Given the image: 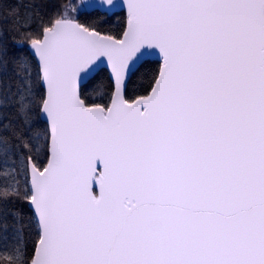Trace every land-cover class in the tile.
<instances>
[{"label":"snow or ice","instance_id":"6c2138e0","mask_svg":"<svg viewBox=\"0 0 264 264\" xmlns=\"http://www.w3.org/2000/svg\"><path fill=\"white\" fill-rule=\"evenodd\" d=\"M89 6L0 0V264H264V0Z\"/></svg>","mask_w":264,"mask_h":264},{"label":"trees","instance_id":"16d2710c","mask_svg":"<svg viewBox=\"0 0 264 264\" xmlns=\"http://www.w3.org/2000/svg\"><path fill=\"white\" fill-rule=\"evenodd\" d=\"M17 0H8L9 6L12 4H15ZM27 2V0H25ZM41 4L45 6L47 11H54L53 8L48 7L49 4H55L58 6H63L65 4H68L71 2L72 4L76 5L78 7V11L73 12V16L80 22L84 23L85 26L95 21L97 23V30L100 31L102 34L106 35H115L118 38H121L122 31L124 30V11H118L116 12V15L110 16L109 14L107 16H104L102 11L94 10V11H87L84 7H81L82 2L81 0H40ZM25 54H27V50H25ZM152 61V67L156 68L158 67L159 60H151ZM11 65H9V71L7 76L4 77L5 81L7 83H11L14 77L11 73ZM35 60L33 58V71H32V79L33 81L36 80V74H35ZM108 70L103 68L102 71H100L94 78H92L88 82V88L87 91L90 94V96L93 97V102L97 103H107L109 99L110 89L108 87L109 84V75ZM143 72V69L141 70ZM140 74H137V78H139ZM134 78V79H137ZM103 92L104 97L103 100H101L98 96H95V93ZM36 92L38 95L43 94V88L38 87L36 88ZM133 94H142V93H133ZM43 126V124L41 125ZM46 163V161H45ZM17 172H19V165L17 166ZM17 179L23 180L24 177L17 175ZM5 182H7L4 178V175H2V178L0 177V186H2ZM16 208H22L25 213V227L24 231L22 233V243L26 246L27 251L31 253L33 251V243L35 240V236L33 234V229L31 226L27 225V216L30 214V209L28 208L27 204L21 205L20 203L15 204ZM3 241L0 240V246H2Z\"/></svg>","mask_w":264,"mask_h":264},{"label":"water","instance_id":"95a60500","mask_svg":"<svg viewBox=\"0 0 264 264\" xmlns=\"http://www.w3.org/2000/svg\"><path fill=\"white\" fill-rule=\"evenodd\" d=\"M81 2H82V4H88V5H91V4H93V3H95L96 2V0H81ZM125 2H126V0H125ZM85 8V10H87V11H94V10H97V9H95V8H93V7H91V6H89V7H84ZM115 13L116 12H118V11H124L122 8H116V9H114L113 10ZM109 15L110 16H112V14L111 13H109ZM77 20V19H76ZM77 22H79L78 20H77ZM102 34V33H101ZM102 35H106V34H102ZM150 60H159V57L157 56V57H150L149 58ZM101 68L103 69V68H105V69H107L108 71H109V69H108V66H107V64H105V65H101ZM95 76H96V74H95ZM94 76V77H95ZM92 78H90V80H91ZM89 80V81H90ZM97 194H98V192H97Z\"/></svg>","mask_w":264,"mask_h":264},{"label":"rangeland","instance_id":"374dc122","mask_svg":"<svg viewBox=\"0 0 264 264\" xmlns=\"http://www.w3.org/2000/svg\"><path fill=\"white\" fill-rule=\"evenodd\" d=\"M13 160H16L17 162L14 164ZM18 165H19L18 164V157H13L12 159L8 160L7 164H5V162L2 159H0V169H8V168H13V167L17 168ZM0 177L2 178V175H0ZM4 178H5V176H4ZM7 182H11L10 177L7 179ZM8 243H9V245H11L12 243H14V241L12 239H9Z\"/></svg>","mask_w":264,"mask_h":264}]
</instances>
